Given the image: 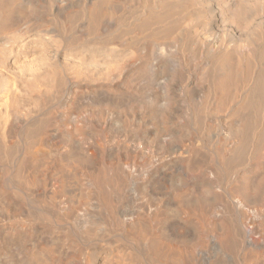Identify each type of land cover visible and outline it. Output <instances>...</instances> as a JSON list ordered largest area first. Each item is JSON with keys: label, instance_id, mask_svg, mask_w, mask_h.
Here are the masks:
<instances>
[{"label": "rangeland", "instance_id": "obj_1", "mask_svg": "<svg viewBox=\"0 0 264 264\" xmlns=\"http://www.w3.org/2000/svg\"><path fill=\"white\" fill-rule=\"evenodd\" d=\"M96 1L18 0L11 10L13 18L18 14L25 25L50 30L47 54L49 63L53 65L49 66V71L54 65L59 66L64 84L57 88L54 80L46 81V103L40 108L31 106L30 120L47 115L54 118V125L47 131L48 147H38L41 161L36 172L45 182L30 187L17 177L26 141L22 133H19L16 144L13 140L8 143L11 145L13 141L12 150L6 158L0 159V231L11 234L13 223L17 230H27V213L38 212L32 204V197H48L52 191L63 187L59 200L68 201L88 187L84 171L92 172L97 164L77 169L76 179L72 178L74 172L61 167L66 156L80 150L76 138L65 142L62 141L63 135L69 133L73 126H81L86 133L82 144L98 151L96 158L101 150L100 160L105 166L114 163L116 157L120 159L121 170L128 168L133 181L116 205L119 213L116 212L114 221L121 230L102 226L93 230L88 238L77 237V232L85 227L84 214L96 212L93 204L81 206L70 221L49 216L47 221L54 231H60V235H56L60 239L57 247H62L67 254L70 250H81L77 264L84 263L83 257L88 254H92L100 264L109 251L116 254L122 250L129 252L132 245L122 229L126 216L145 219L149 211L158 208L161 211L159 219L172 221V194L185 184L199 187L202 182L212 185L210 193L202 195L201 199L207 215L215 222L214 227L219 228L223 216L238 217L247 210V205L254 210L248 212L252 222L246 221L247 226L254 230L250 237L257 242L244 244L230 254H222L215 238L211 237L206 248L197 253L198 264H264V256L251 259L247 255L249 250H264V222L260 215L264 201L260 200V195L242 198L239 194L242 184L252 187L259 182L264 193V144L259 141L264 120V98L262 106L254 108L253 112L243 106L254 92L259 74H264V56L260 57L264 52V0H114L104 5L106 12L100 18L98 29L88 32L89 14ZM151 15H161L163 20L142 26ZM248 43L255 45L257 51L252 79L237 90L238 99L234 104L212 112L216 103L213 82L219 76L216 65L224 54L235 58L242 55ZM1 80L0 88L4 79ZM165 101H169L172 107L171 118L166 125L168 134L153 138V133L160 129ZM129 108L134 122L131 127L123 129L121 123ZM104 111L111 120L108 118L109 124L101 127L107 135V140L101 141L100 129L93 126L90 129L85 123ZM66 112V119L60 124ZM250 116L254 123L250 126L247 142L227 169L217 156L234 144L236 139L232 130L242 118ZM18 126L21 130L22 125ZM176 146L182 150L188 148L189 155L185 161H172L170 158V149ZM51 150L54 152L49 153ZM156 160V165L160 162L163 165L153 177L146 179L148 189L138 190L136 182L144 181L145 175L153 170L150 164L155 165L153 162ZM192 194L200 195V192ZM234 194H239L242 203L238 204L234 199L226 207L223 199ZM65 231L76 235V245L67 243L63 235ZM5 250L11 251V247ZM0 264L4 262L0 261Z\"/></svg>", "mask_w": 264, "mask_h": 264}, {"label": "bare ground", "instance_id": "obj_2", "mask_svg": "<svg viewBox=\"0 0 264 264\" xmlns=\"http://www.w3.org/2000/svg\"><path fill=\"white\" fill-rule=\"evenodd\" d=\"M17 1L18 0L0 1V78L4 79L0 88V159L8 156L10 149L12 150L13 141L16 144L19 133H22L26 140L25 148L19 160L16 173L17 177L20 178L25 186L32 187L45 182L43 179L39 178L36 172L37 165L41 161V153L38 147L40 145L48 147L47 131L54 123V118L52 115H47L34 121L30 120L32 119L31 106L40 108L46 103L47 93L44 91L46 81L54 80L57 88H61L64 84V80L63 73L59 66L54 65V68L49 71V66L53 65L49 63L47 54V43L50 41L49 39L51 37L50 30L43 27L25 25L21 22L18 14L13 18L11 10H13ZM113 1L114 0H97L92 5L89 14V22L87 27L85 26L88 32H94L98 29L100 18L104 16L106 12L103 8L104 5ZM73 18L74 17H71V19ZM162 20L163 17L161 15H151L150 18L142 23V26L145 27L150 22L157 23ZM110 43L112 44L114 42H101L100 44ZM76 45L80 44L76 42ZM244 48V53L236 58L229 54H224L219 60V64L216 65L219 76L213 82V94L216 103L212 108V112H219L223 108L229 106V104H234L238 99L237 90L242 85L246 86L252 79L257 51L255 45L252 43L246 44ZM263 56L264 52L260 53V57ZM0 82H2V80ZM255 86L254 92L247 103L243 105L244 108L251 111L257 107L260 108L263 104V73L259 74ZM161 102L162 101H160V103ZM131 110L132 109L129 108V110L124 113V119L121 123L123 129L131 127L134 122ZM171 110L172 107L170 106V102L165 101V108L160 115V129L153 133V138H160L168 134V127L166 125L171 118ZM66 116L67 112L60 120V124L66 119ZM95 116L94 120L88 119L87 123H84L89 124L88 126L90 129H92V126L99 128L101 132L100 140L105 141L107 140V135L103 133L101 127H105L109 124L108 118L111 120L110 115L104 111ZM251 116L248 118L244 117L239 121L232 130V135L236 139L234 144L231 145L228 150L223 151L217 156L227 169L230 168L238 158L241 149L247 142L249 132L251 131L250 126L254 123L253 117ZM18 125H22L21 130ZM261 126L262 130L260 132L259 141L264 144V120ZM85 134L81 126H73L69 133L62 134V141L66 140L65 142H71V140L76 138L80 150H76L77 153L75 151V153L73 152L74 154H67L68 156L63 159L61 167L64 168V170H70L71 173L74 172L72 178L76 179L77 177L75 174L77 169L81 170L91 163L97 164V168L93 169L92 172L84 171L88 179V187H85L78 195L68 201L59 200L64 191L63 187L52 191L51 195L48 197H32V204H35L38 212L35 214L31 212L27 213L28 216L25 220L28 227L27 230H17L18 227L13 223L11 228L9 227L11 234H5L0 231V261H3L4 264H77V258L81 255V250H70L67 254L61 246V248H58L57 243H60V239L56 235H60V231L55 232L53 226L49 224L47 219H49L50 216L70 221L78 214L81 206L93 204L96 208V212L94 214L90 212L84 214V216H86L85 227H82V231L77 232L79 233L77 237L88 238L93 233V230L102 226H114L115 230H121L114 221L117 212L116 205L124 198V190L133 181V176L131 172L127 170L128 168L121 170L122 163L117 157L114 163L111 165L109 164L110 166H105L103 161L100 160L101 150L96 158L95 154L98 151L90 145L82 144L86 137ZM5 139H7V142H5ZM11 140L13 141L11 145H9L8 143H10ZM51 147H55V145H51ZM51 152L54 151H49V153ZM188 155L189 152L187 147L182 150L181 147L176 146L170 149L169 156L172 161L177 160L181 162L185 161ZM157 161L158 160L153 162L155 165H152V163L150 164L153 166V170L145 175L146 178L143 179L144 181L136 182V188L138 190L143 191L144 189H148V187L145 186L146 179L150 176L153 177V174H156V171L163 165L161 162L156 165ZM163 169L164 167L162 170ZM138 175H140V172H138ZM256 175H258V173H256ZM260 184V182L254 183L252 187L247 184H242L239 186L240 196L243 198L247 195H260V200L264 201V193L260 188ZM129 187H131V185ZM211 187V183L209 186V182H202L199 184V187L185 184L177 189L172 194V202L174 201V208L172 210L174 216L172 221H169V218L159 219L161 211L158 208L152 212L149 211L145 219L139 216H126L127 219L122 222V229L125 231L126 235L129 236L132 248L129 252L122 250L117 254L114 251L106 252L107 254H105L100 264H198L199 259L197 253L206 248L208 240L211 237L215 238L216 244L220 250L219 252H222V254H230L239 250L244 244H255L257 241L252 240V237H250L254 230L247 226L248 223L252 222V216L248 213L251 208L247 205V212L245 211L239 214L236 218L229 214L223 216L219 222V228L217 227L216 229L214 227L215 222L207 215L205 205H203L204 200L201 199L204 195L210 193ZM194 191H199L200 195H193L192 193ZM239 194L226 196L223 199L225 206L229 207L234 199H236L238 204H241L242 200ZM71 195L72 194H70V196ZM187 198L188 200L186 201ZM164 203L165 201H163V204ZM163 204H161V206H163ZM260 215L262 216V222H264V202L263 210H261ZM246 221H248V223ZM63 235L67 243L77 244V237H75V234L65 231ZM38 238H42V240ZM7 247H11V251L7 252L5 250ZM247 255L251 259H256L259 256H264V250H249ZM84 256V263L82 264H99L92 254Z\"/></svg>", "mask_w": 264, "mask_h": 264}]
</instances>
